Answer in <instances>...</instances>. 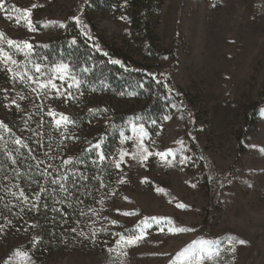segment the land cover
Instances as JSON below:
<instances>
[{"label": "rangeland", "instance_id": "374dc122", "mask_svg": "<svg viewBox=\"0 0 264 264\" xmlns=\"http://www.w3.org/2000/svg\"><path fill=\"white\" fill-rule=\"evenodd\" d=\"M129 1L115 0L104 16L95 18L93 29L84 12L86 0H0V32L5 34L0 47L22 72L39 76L29 59L49 67L67 63L47 58L38 47L69 32L73 17L80 18L76 25L90 45L102 50L100 43L106 41L124 47L130 39ZM158 14L156 43L162 56L153 73L166 84L169 110L156 131L145 127L144 144L153 155L147 160L125 156L113 184L81 211L52 253L36 251L40 235L30 215L14 221L0 214V264H187L176 254L201 238L218 241L203 264H264V0H161ZM29 18L35 31L27 27ZM7 39L31 43L33 56L9 48ZM7 68L17 65L0 63V121L11 132L0 130V135L12 142L20 138L27 144L35 138L41 114L54 124L49 109L70 117L85 102L81 88L68 89L57 79L63 96L57 89L33 91L35 83L21 82ZM67 91L73 98H67ZM256 107V121L248 128ZM140 124L132 117L122 125L115 162L121 150L137 151L138 133L132 129ZM243 131L247 134L239 140ZM169 148L177 150L175 159L167 157L171 164L155 155ZM2 186L7 197L25 203L17 182ZM124 212L135 214L126 217ZM152 216L170 217L176 226L194 230L172 234L162 221L146 229L143 242L125 248L126 257L109 251L117 248L120 235L132 234ZM241 239L246 243H235ZM17 250L31 260L22 261Z\"/></svg>", "mask_w": 264, "mask_h": 264}, {"label": "trees", "instance_id": "16d2710c", "mask_svg": "<svg viewBox=\"0 0 264 264\" xmlns=\"http://www.w3.org/2000/svg\"><path fill=\"white\" fill-rule=\"evenodd\" d=\"M114 1L86 0L84 12L93 29L95 18L104 16ZM160 6L161 0L129 1L130 39L124 47L101 41L102 50H97L72 21L67 24L69 32L38 47L47 58L59 57L73 66L83 81L80 88L85 100L71 114L74 122L67 128L57 129L51 118L41 114L35 138L24 143L27 147L0 135V214L14 221L30 215L39 229L36 251L40 253H52L81 211L93 205L115 181L122 125L135 117L154 132L169 110L166 84L153 73L162 56L156 43ZM73 39L75 45L71 44ZM113 60L121 64L111 63ZM257 113L258 107L252 110L248 128L255 123ZM246 134L243 131L239 140ZM101 140L106 159L98 161L93 145ZM66 160L71 163L65 164ZM63 176L67 179H60ZM54 179L59 183H52ZM5 182H17L21 187L18 196L23 191L34 199L20 203L7 197L2 186Z\"/></svg>", "mask_w": 264, "mask_h": 264}, {"label": "snow or ice", "instance_id": "6c2138e0", "mask_svg": "<svg viewBox=\"0 0 264 264\" xmlns=\"http://www.w3.org/2000/svg\"><path fill=\"white\" fill-rule=\"evenodd\" d=\"M127 0H125V3ZM32 7H36V5H33ZM26 11V15L30 17L31 13ZM76 21L77 24H80V18L79 17H73ZM121 19H126V17H121ZM27 27L31 31H35V26L31 19L26 20ZM47 24H53V25H59V27H65V24L63 22L59 21H48ZM47 26V25H45ZM5 34L3 32H0V40L4 39ZM7 44L9 48H14L16 49L19 53H22L25 58H29L33 56L34 54V46L27 42V41H14L11 39H7ZM72 45L76 44V40L73 39L71 41ZM97 50L98 49V46ZM107 55V53H105ZM41 59H46V58H41ZM11 63L12 65H17V68L14 70L13 68H7L8 72H12L14 75V78H18L21 82H25V79L27 81H31L37 85V88H34L33 91H37V89H57V95L58 96H63L65 93L60 92L58 90L57 84L54 82L55 80L59 79L62 82H67L68 89H73L75 88L76 90H79L80 86L83 84V81L79 79L77 76L74 68L72 65L64 62L56 63L53 66L49 67L47 64H42L40 62H33L31 59H29V63L32 64V69L34 70L35 73H39V76H34V75H29L28 71H21L20 70V64H18L17 60L13 59L12 55L9 54L3 47H0V63H4L5 66H7L8 63ZM113 64H121L119 60H113L110 61ZM123 67V65H121ZM84 71H88V69H84ZM41 76H46L45 81H41L40 77ZM63 85H61L62 87ZM44 94H47L46 92ZM21 99H24L23 96L20 97ZM67 98H73V92L67 91ZM12 104H15L17 108H19V105L16 103L15 100L11 101ZM49 116H52L54 119V124L59 129L61 126L67 128L68 124L73 123L74 121L67 115H64L63 113H57L53 111L52 109H49L48 113ZM0 130H3L5 133H10L11 128L5 124L3 121H0ZM132 131L134 133H138L137 137V143H136V148L137 151L134 153H129L125 150H121L119 153V161L115 162V167L120 168L121 163L124 161V157L127 155H132L134 159H143L147 160L148 156L153 155L148 149L147 146L144 144V138L148 136V132L145 130V126L143 124H140L138 126H133ZM63 134V133H62ZM123 136V133H121ZM0 139H3L2 136H0ZM125 139H132V137H125ZM13 143L16 145H23L24 147H27L26 144L20 139V138H14ZM103 141H99L96 144L93 145V148L96 149V154L98 157V161H103L106 159L105 153L101 150V145ZM181 145H183L182 141H179ZM19 151V149H17ZM177 150L174 149H167L165 151L157 152L155 155H158L161 157V159H164L166 163L171 164L170 160H167L168 156H172L173 159H175V152ZM260 151L264 152V149H260ZM9 159H12L11 153H8ZM98 161H93V163H97ZM184 160H181V163H183ZM12 163H16V160L12 159ZM65 164H70L71 160H66L64 161ZM62 180H66L67 176L60 177ZM147 178H145L146 180ZM120 183H124V179L121 178ZM144 182V181H142ZM52 183H59V180L54 179ZM195 187V185H192ZM60 187L62 190H67L64 187V184H60ZM13 196L16 195V193H12ZM19 196L23 198L24 201L28 200V197L25 195L23 191H20ZM127 199V198H125ZM47 207V205H44ZM33 209H36L37 206L33 204ZM177 207L179 208H185L186 205L184 204H178ZM134 212H124V216H131L134 215ZM162 221H166L167 223V231L172 234L176 233H184V232H190L193 231L194 229L191 228H186V227H178L175 225L174 221L170 217H159V216H152V217H145L143 220L140 221V223L137 225L136 230L132 232V234L128 236L120 235V239L117 241V248L116 249H109L110 252H117L118 255L120 256H127L128 252L125 251V248H129L132 246H136L139 243L143 242L147 232L146 229H149L152 227V224H157L159 225ZM10 223V221H9ZM113 224L117 223L116 220L112 221ZM35 227V225H33ZM165 229L164 227H160L159 231L163 232ZM73 232L76 231L75 228L72 229ZM83 234V233H81ZM95 234V233H93ZM218 243L217 240H209V239H198L192 241L189 245H187L184 249H182L180 252L176 254L177 259H182L183 261H187V264H203L206 256L208 258L211 257L212 253L210 252V248L212 245H216ZM235 243L238 244H245L246 241L244 240H237ZM231 251L235 252L236 249L235 247H231ZM15 255L19 257L22 261H30L31 257L28 255L27 252H22L20 250H17L15 252ZM215 255L218 257L220 255L219 250L215 252ZM7 264V261L5 262Z\"/></svg>", "mask_w": 264, "mask_h": 264}]
</instances>
